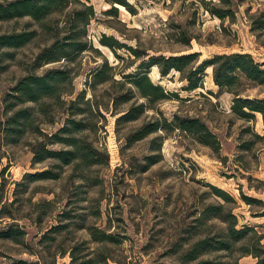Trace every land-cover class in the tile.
Listing matches in <instances>:
<instances>
[{"label":"rangeland","instance_id":"obj_1","mask_svg":"<svg viewBox=\"0 0 264 264\" xmlns=\"http://www.w3.org/2000/svg\"><path fill=\"white\" fill-rule=\"evenodd\" d=\"M127 1L132 9L121 6L119 17L103 13L117 7V2L104 1L106 9L89 26V37L103 55L85 54L81 62L79 59L69 65L73 74L80 73L73 84L68 81L64 84L66 88L74 85L76 91L67 99L88 89V97L96 94L102 103L106 117L97 116L99 128L86 132L100 151L99 163L87 169L80 165L60 166L56 159L35 164L28 136L20 143L8 144L0 133V151L4 155L0 163V232L21 229L19 241L0 236V264H21V260L31 264H75L72 250L80 262L95 255L100 260L110 255V264L232 260L231 252L224 250L204 253L195 261L185 259L195 243L208 234L219 240L227 226L220 217L202 218L203 210L209 206L225 203L210 184L234 198L227 206L238 215V228L250 225L264 232V217L253 214V210H262L263 205H251L244 197L264 200V139L255 135H264V118L260 113L253 121L239 118L232 111L233 93L216 84L212 66L205 71L204 86L195 91L185 89L189 81L180 71L173 70L163 76L158 66L151 67L152 80L170 92L179 93L184 100L172 97L157 102L155 108H148L134 122H118L121 114L112 111L111 97L122 90L119 83L99 85L95 93L87 84L91 68L103 63V56L125 74L137 70L142 59L130 46L150 56L201 52L197 65L217 54L235 52L251 53L264 63V0ZM62 18L54 16L41 34L23 47L0 46L2 106L26 75L42 74L66 65L65 60L49 64L37 60L39 53L61 32ZM34 26L28 16L13 19L0 23V34L22 33L33 30ZM104 33L115 36L127 47L115 54L100 43ZM116 78L123 76L119 73ZM249 94L264 97V87L254 88ZM133 102L119 109L124 110ZM50 103L52 111L44 118L53 114L57 122L44 126L52 133L63 126L68 112L66 105L55 100ZM28 105L31 104L21 106ZM105 106H111V111ZM176 112L202 117L218 135L221 149L217 151L179 130L158 133L165 138L161 151L152 147V139L158 134L140 141L129 140L131 133L145 122L154 117L171 121ZM248 128L250 131H246ZM250 141H255L251 149L244 148ZM51 147L58 149L64 145ZM152 154H157L160 160L145 169L146 157ZM48 169L60 177L36 180L31 176ZM222 216L226 217L227 211ZM94 232L100 236L114 234L121 242L98 241ZM239 246L232 256H240ZM99 253L104 255L98 257ZM239 259L249 264L257 261L253 255Z\"/></svg>","mask_w":264,"mask_h":264},{"label":"trees","instance_id":"obj_2","mask_svg":"<svg viewBox=\"0 0 264 264\" xmlns=\"http://www.w3.org/2000/svg\"><path fill=\"white\" fill-rule=\"evenodd\" d=\"M109 1L117 2V7L114 6L104 10L105 15L119 17L120 6L118 5L132 9L130 2L127 0ZM215 13L222 18L225 17L221 12ZM56 15L63 17L61 32L39 53L37 60L40 63L45 62L47 64L62 60L67 63L63 68H50L42 74H28L18 82L14 87V92L10 93L9 98L5 99V106H2L0 102V133L2 140L8 144L20 143L28 136L34 153L35 164L44 163L49 159H56L60 162V166L80 165L87 169L99 163L100 160L97 156L100 155V151L86 132L99 128V123L95 121L97 116H106L102 112V103L97 99L96 94L88 97V89H84L76 97L67 99L68 95H73L76 91L73 89L75 88L74 85L71 88H66L64 84L67 81L73 84L74 79L80 73L73 74L69 65L79 59L81 62L85 54L101 53L100 48L89 37L90 24L93 20L99 19V12L95 4L91 0H0V23L28 16L36 25L30 31L0 34V46L7 48L25 46L39 36ZM99 41L102 45L111 48L115 54H117L118 49L127 47L126 43L106 33L100 37ZM191 41L192 37H190L189 43ZM130 49L136 53L139 59H142L137 70L125 74V71L119 70L118 65L111 64L103 56L104 62L98 64L95 68H91L90 79L87 81L93 93L96 92L99 85L111 82L119 83L122 90L111 97L112 107H114L113 113L115 115L121 114L117 118L118 122L140 120L148 108H155L154 105L157 102H163L172 97L184 100L179 93L170 92L162 84H157L152 80L149 69L153 66H158L163 76H168L173 70L183 73L184 79L189 81L188 86L185 88L188 91H195L204 86L205 71L212 66L216 84L221 89H225L234 95L232 111L239 118L246 121L255 120L258 113L262 114L264 118V97H253L249 94L254 88L264 87V63L258 62L251 53L217 54L197 65L201 52L150 56V54L139 53L132 46H130ZM96 61L98 60L96 59ZM119 73L122 74L123 78H116ZM127 85H131L130 88H127ZM10 98L11 101L14 99V102H11ZM141 98L146 101L139 102ZM53 100L67 106L65 111L68 112V116L62 127L49 133L44 125L56 123V117L53 114L51 118L46 119L44 117L51 113L50 102ZM130 102H133L130 107L124 110L119 109L121 105ZM27 104L31 105L21 106ZM18 106L19 108H17ZM105 109L111 111V106H105ZM162 130L167 132L169 130H179L217 151L222 147L218 135L202 117L181 115L178 112L174 114L171 121L167 118L154 117L145 122L131 133L129 140L131 142L144 140ZM246 131H250L249 128ZM255 135L259 139H264V135L259 133H255ZM164 139L160 134L154 137L152 139L153 149L161 151ZM253 143L255 141H250L244 144L243 147L251 149ZM55 144L64 145V148H52L51 145ZM3 157L4 155L0 151V163ZM146 160L148 166L145 169L149 165L158 163L160 159L157 154H152L148 155ZM31 176L36 180L57 179L60 177L58 173L50 169L31 174ZM210 185L218 196L225 199V203H220L218 206H209L203 210L202 218L220 217L227 222V226L219 240H215L214 237L208 234L195 243L185 254V259L195 261L204 253L224 250L231 252L232 260L215 261L206 259L200 260L197 264H249L240 262L239 258L246 255H253L257 258V261L253 264H264V232H260L256 227L250 225L238 228V215L234 213L232 207L227 206L228 202L234 200V198L226 190L213 184ZM244 197L251 205L256 203L263 205L262 210H253V214L264 217V200L252 196ZM224 211H227L226 217L222 216ZM20 232L21 229L10 228L6 232H0V236L19 241L18 235ZM94 236L98 241L121 242V238L114 234L100 236L98 232H94ZM237 245H240V256H232ZM72 255L75 264H110L112 259L110 255L99 253L98 257L104 255L102 260L96 258L95 255L86 261L80 262L74 250H72ZM21 261V264H31L24 260ZM183 264H188V262L185 261Z\"/></svg>","mask_w":264,"mask_h":264},{"label":"crops","instance_id":"obj_3","mask_svg":"<svg viewBox=\"0 0 264 264\" xmlns=\"http://www.w3.org/2000/svg\"><path fill=\"white\" fill-rule=\"evenodd\" d=\"M95 4L97 11L100 13L103 9H106L105 0H91Z\"/></svg>","mask_w":264,"mask_h":264},{"label":"bare ground","instance_id":"obj_4","mask_svg":"<svg viewBox=\"0 0 264 264\" xmlns=\"http://www.w3.org/2000/svg\"><path fill=\"white\" fill-rule=\"evenodd\" d=\"M108 6H109V5H108ZM108 6H107V7H108ZM118 6H120V7H121L122 5H118ZM123 7H124V6H123Z\"/></svg>","mask_w":264,"mask_h":264}]
</instances>
